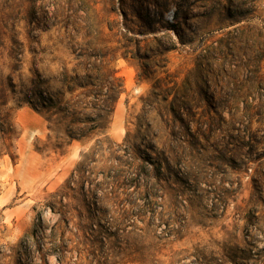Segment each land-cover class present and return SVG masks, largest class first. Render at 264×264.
<instances>
[{"label":"rangeland","instance_id":"obj_1","mask_svg":"<svg viewBox=\"0 0 264 264\" xmlns=\"http://www.w3.org/2000/svg\"><path fill=\"white\" fill-rule=\"evenodd\" d=\"M258 83L264 0H0V264H264Z\"/></svg>","mask_w":264,"mask_h":264},{"label":"trees","instance_id":"obj_2","mask_svg":"<svg viewBox=\"0 0 264 264\" xmlns=\"http://www.w3.org/2000/svg\"><path fill=\"white\" fill-rule=\"evenodd\" d=\"M256 70L257 71H254L253 72V74H257V72H258V69L256 68ZM112 79L113 80H116V78L115 77H112ZM256 88H257V94L258 95H261V96H263L264 97V86H262L261 84H257L256 85ZM34 106V105H33ZM38 106V105H37ZM35 108H37L36 106H34ZM39 108H40V106H38ZM107 108V107H106ZM108 111V109H105V108H103L102 109V112H103V114L104 113H106ZM101 120H103V119H101ZM101 128V127H100ZM72 139H80V140H83V139H85L86 138V136L85 135H80L79 137H71ZM95 149H93L92 151H94ZM83 164H82V162L81 163H79V165H78V169H77V173H79L80 175H82V173H83V171H82V169L80 168L81 166H82Z\"/></svg>","mask_w":264,"mask_h":264}]
</instances>
